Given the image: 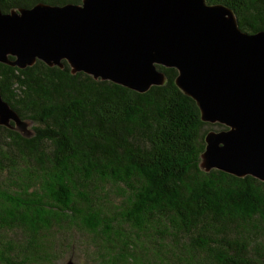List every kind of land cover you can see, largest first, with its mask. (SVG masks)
<instances>
[{"label": "trees", "instance_id": "obj_1", "mask_svg": "<svg viewBox=\"0 0 264 264\" xmlns=\"http://www.w3.org/2000/svg\"><path fill=\"white\" fill-rule=\"evenodd\" d=\"M206 1L264 31V0ZM63 64L0 63L3 99L35 124L0 126V264H58L75 248L85 264H264V182L200 168L206 134L227 128L202 121L176 69L158 66L166 84L140 94Z\"/></svg>", "mask_w": 264, "mask_h": 264}, {"label": "water", "instance_id": "obj_2", "mask_svg": "<svg viewBox=\"0 0 264 264\" xmlns=\"http://www.w3.org/2000/svg\"><path fill=\"white\" fill-rule=\"evenodd\" d=\"M12 60H11V59ZM71 68L143 94L167 82L195 101L209 131L200 168L264 182V31H243L228 7L206 0H83L0 10V63ZM3 99L0 126L25 134ZM26 135V134H25ZM66 264H77L69 260Z\"/></svg>", "mask_w": 264, "mask_h": 264}, {"label": "rangeland", "instance_id": "obj_3", "mask_svg": "<svg viewBox=\"0 0 264 264\" xmlns=\"http://www.w3.org/2000/svg\"><path fill=\"white\" fill-rule=\"evenodd\" d=\"M35 124L32 123V122H27L26 123V127H25V131L28 132V133H31L32 131V127L34 126ZM74 234V237L77 239L78 236H81L80 239L83 240V241H90V236L86 235L85 233H73ZM69 260H73L75 263L77 264H85L84 263V255H83V252L80 250V249H74L73 253L71 255H68L64 258V260H62L60 263L58 264H66Z\"/></svg>", "mask_w": 264, "mask_h": 264}]
</instances>
